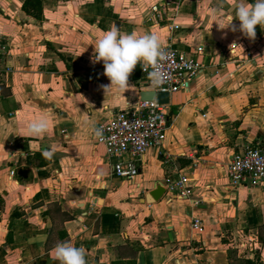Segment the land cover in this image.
Listing matches in <instances>:
<instances>
[{
    "label": "crops",
    "instance_id": "1",
    "mask_svg": "<svg viewBox=\"0 0 264 264\" xmlns=\"http://www.w3.org/2000/svg\"><path fill=\"white\" fill-rule=\"evenodd\" d=\"M25 1L0 0V264H59L65 241L86 264H264V182L228 178L240 148L264 146V30L249 39L238 20L227 26L237 0H42V20ZM110 27L154 32L204 64L170 95L167 139L131 180L114 176L93 129L151 89L138 64L123 91L105 94L103 63L90 57ZM45 113L47 132L28 135L24 123ZM180 174L189 198L147 203Z\"/></svg>",
    "mask_w": 264,
    "mask_h": 264
},
{
    "label": "built area",
    "instance_id": "2",
    "mask_svg": "<svg viewBox=\"0 0 264 264\" xmlns=\"http://www.w3.org/2000/svg\"><path fill=\"white\" fill-rule=\"evenodd\" d=\"M156 11L157 8L155 7ZM166 57L160 62L158 71L161 83L153 85L148 71L141 68L142 82L156 93L174 94L188 88L204 70V64L192 55L170 47H163ZM170 127L166 105L157 100L144 101L134 110L120 111L99 126L102 138L93 135L97 144L106 148L107 160L113 164L114 176L131 180L138 175V162L153 147H161L167 139ZM12 174L14 172H11ZM228 178L232 188L243 184L258 186L264 182V146L249 145L240 148L231 158ZM190 179L180 174L164 186L165 193L175 198H189L193 192ZM196 220L194 227L200 228Z\"/></svg>",
    "mask_w": 264,
    "mask_h": 264
},
{
    "label": "clouds",
    "instance_id": "3",
    "mask_svg": "<svg viewBox=\"0 0 264 264\" xmlns=\"http://www.w3.org/2000/svg\"><path fill=\"white\" fill-rule=\"evenodd\" d=\"M234 12L235 15L229 18L227 26L234 19L238 20L240 22L239 31L249 39L256 37L257 26L264 30V0H237ZM165 57L166 53L156 33L148 31L137 35L135 31L125 33L117 27H110L96 39L90 60L93 64L103 63L104 75L108 78L109 84L101 85V87L107 94L113 89L123 91L128 85L130 74L138 64L142 69L149 70L150 82L153 85H159L161 76L158 68ZM86 124L87 121H85ZM23 127L25 132L31 136H40L46 133L49 128L48 114L45 113L26 121ZM93 134L102 138L99 128H94ZM54 152V148H47L42 151L41 155L45 159L51 160ZM99 174L103 176V170ZM53 252L54 259L59 264H86L83 247H76L71 242L65 241L56 244Z\"/></svg>",
    "mask_w": 264,
    "mask_h": 264
},
{
    "label": "water",
    "instance_id": "4",
    "mask_svg": "<svg viewBox=\"0 0 264 264\" xmlns=\"http://www.w3.org/2000/svg\"><path fill=\"white\" fill-rule=\"evenodd\" d=\"M169 99H170V94L168 93H156L153 90H147L142 93V100L143 101H154L157 100L159 104L162 105H168L169 104ZM165 193V188L164 186H158L155 190L150 192L147 195V203L152 204L154 202H157L161 199V197Z\"/></svg>",
    "mask_w": 264,
    "mask_h": 264
},
{
    "label": "trees",
    "instance_id": "5",
    "mask_svg": "<svg viewBox=\"0 0 264 264\" xmlns=\"http://www.w3.org/2000/svg\"><path fill=\"white\" fill-rule=\"evenodd\" d=\"M23 11L37 19V20H42L43 17V4L42 0H26L22 6ZM241 264H263L261 261L254 262L251 260H246L243 261Z\"/></svg>",
    "mask_w": 264,
    "mask_h": 264
}]
</instances>
